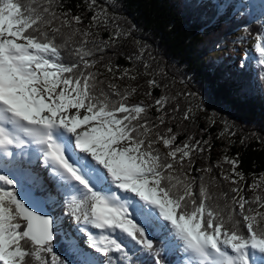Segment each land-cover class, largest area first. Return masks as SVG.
I'll list each match as a JSON object with an SVG mask.
<instances>
[{
	"label": "trees",
	"instance_id": "trees-1",
	"mask_svg": "<svg viewBox=\"0 0 264 264\" xmlns=\"http://www.w3.org/2000/svg\"><path fill=\"white\" fill-rule=\"evenodd\" d=\"M14 2L20 3L26 14L29 8L40 15L48 9L46 15L51 22L42 26L43 31L53 33L59 28L54 43L66 44L60 49L59 62L78 64L85 76L93 73L88 77L93 95L103 99V92L110 101L123 98L129 106L145 108L140 114L144 119L137 117L139 124L148 129L142 138L154 141L152 149L162 161H172V149L200 142L203 151L190 152L183 158V167L174 166L172 174L181 183L192 181L197 205L203 201L206 210L223 216L222 231H231L235 226L238 235H247L239 204L233 200H239L240 192L247 195L249 203L245 204L244 214L264 204V65L256 62V73L248 65H234L230 47L232 43L244 46L251 38L261 36L263 26L257 12L250 13L242 5L236 15L232 10L237 3L221 10L215 0ZM26 32H32V28ZM220 49L227 54L218 52ZM246 53L248 57L251 52ZM85 60L88 68L83 66ZM158 99L164 101L163 108L156 104ZM185 112L189 113L188 119H184ZM161 116L164 123H160ZM163 139H170L171 144L165 145ZM232 160L237 161L235 171L229 162ZM28 176L14 180L15 187L17 194L31 188L34 196L43 198L45 209L54 218L53 264H87L80 247L70 242L58 225V219L66 215L64 198H56L38 180L30 182ZM243 181L250 182L249 187L244 188ZM248 188L252 192H247ZM256 219L264 223L260 216ZM135 220L154 241L162 264H177L176 253L166 237L168 232L140 216ZM114 236L131 250L134 264H154L155 253L139 252L135 241L119 231ZM26 247L31 249L30 242ZM33 253L26 258L30 264H49L52 260V254L40 253L43 260H37L34 249ZM111 258L112 264H129L123 253L112 252ZM99 260L105 264L106 258L99 255Z\"/></svg>",
	"mask_w": 264,
	"mask_h": 264
},
{
	"label": "snow or ice",
	"instance_id": "snow-or-ice-1",
	"mask_svg": "<svg viewBox=\"0 0 264 264\" xmlns=\"http://www.w3.org/2000/svg\"><path fill=\"white\" fill-rule=\"evenodd\" d=\"M43 13L29 8L26 14L20 3L0 0V169L34 174L33 161L47 169L63 195L65 214L80 230L86 232L91 226L109 234L94 238L89 245L106 258L105 264H112V252L123 253L124 259L134 264L131 250L114 236L117 231L135 241L139 252L155 253L154 264H162L154 241L133 218L128 196L141 202L136 215L145 222L155 221L161 231L165 226L162 222H166L174 241L192 255L196 264H250V250L264 253V223L244 214L248 201L243 197L233 200L247 222V235H238L235 226L231 231H222L223 216L206 210L203 201L197 205L192 181L181 183L172 174L174 166L183 167V158L190 152L203 151L200 142L174 148L169 152L172 161H162L158 152L154 154V141L142 138L148 129L139 124L137 117L144 119L140 114L145 108L129 106L123 98L110 101L103 92V99L93 95L88 79L93 73L85 76L78 64L59 62L60 49L66 44L54 43L59 28L53 33L43 31L42 26L51 22L47 8ZM30 27L32 32H26ZM245 63L241 61V68ZM260 63L264 65V60ZM83 66L89 67L86 60ZM156 104L163 108L164 101L158 99ZM188 115L185 112L184 119ZM159 120L164 123L163 116ZM163 143L170 145L171 140L163 139ZM229 162L235 171L237 161ZM104 180H109L115 191L96 190L95 184ZM73 182H78L79 191L73 190ZM257 215L264 220V213ZM53 228L52 218L27 207L17 195L15 181L0 171V262L30 264L26 258L34 254V249L37 260H43L40 253L52 254L49 264H53ZM29 242L31 249L26 247Z\"/></svg>",
	"mask_w": 264,
	"mask_h": 264
},
{
	"label": "rangeland",
	"instance_id": "rangeland-1",
	"mask_svg": "<svg viewBox=\"0 0 264 264\" xmlns=\"http://www.w3.org/2000/svg\"><path fill=\"white\" fill-rule=\"evenodd\" d=\"M216 1V4H218V6L222 9H224L225 7H231L234 3H239L238 6H246V8L248 9V11L250 13L256 11L257 12V20L261 22L262 26H263V33L261 34L260 37H255V38H251L248 43L244 46L242 45H239V44H236V43H232L231 44V47H230V50L232 51V59H231V63H233L234 65H238V64H241V61H245V65H248L250 68H252V71L254 73H256L255 71V63L256 62H260L261 60H264V56H261V48H264V8L262 6H259L257 4L254 3L255 0H215ZM232 12L234 14L237 15V7L234 8V10H232ZM261 43V48L258 52L255 51V46L254 43L256 42H259ZM18 42H21L23 43L24 41L22 40H18ZM224 54H227L226 53V50L225 49H220L218 52H221ZM247 51H250V55L247 57ZM70 111H74V110H70ZM81 112H83L84 110L81 109L80 110ZM125 143V142H123ZM37 165V166H36ZM35 165V168H32L33 170L32 173H34L33 175H43L41 178H43L41 180L40 178V181H42L43 183L46 184L47 188H48V191L54 195L56 198L60 199V196H61V193L59 190H57L52 182V180L49 178V175L48 173H46L45 175L42 174L43 172V169H41L39 167V163L37 162ZM2 171H7L6 169H3ZM11 172H6L10 178L12 177H17L20 175V173H22L21 171L15 169V170H10ZM39 172L41 174H39ZM17 173V174H16ZM250 185V182H247V181H243V186L244 188H247L249 187ZM73 190L76 191V190H80L79 188H75L73 187ZM247 192H252V189H247ZM18 197L21 199V200H24V199H33L34 198V193L32 191L31 188H27L25 190H23L22 192H19L18 194ZM133 196V200L132 202H129V209L131 212H133V210L136 212L138 210V208L140 207V201L135 197ZM239 199L241 197H243L246 201L248 200L247 199V195L244 193V192H240L239 195L237 196ZM54 200L52 199V202ZM58 204V203H57ZM137 206V207H136ZM136 207V208H135ZM135 208V209H134ZM262 210H264V204H258L256 206V209H254L252 212H250L249 214H245V215H250V216H257V213L260 211L262 212ZM133 214V213H132ZM134 218V216H133ZM59 226L63 229V231H65L66 235L68 238L72 239L74 243H76V245L78 247H80L79 251L80 253L83 252L87 258V261L88 263L87 264H100V260H99V256H97L95 254V250L89 248L88 246H84V249L82 246V240L84 238H79L77 237L78 234H80V229H78L77 225L72 221V219L68 216V215H65L63 216L62 218H59ZM242 220H243V216H242ZM154 225H155V221L152 222ZM243 224L246 226L247 222H245L243 220ZM164 230H167V227H166V224L164 223ZM158 229H160L159 227H157ZM77 229V230H76ZM163 230V231H164ZM74 234V235H73ZM107 235V234H106ZM149 237V236H148ZM150 238V237H149ZM131 240V239H130ZM167 240L169 241V245L171 247L172 250L175 251L176 253V256H177V263L178 264H184L183 261H182V258H181V255L179 254L180 253V250L178 248V244L174 241V238H173V235L172 233L169 235V237H167ZM106 243V242H104ZM82 247V248H81ZM101 254V253H99ZM102 258H105L103 255H101ZM84 258V256H83ZM86 258H84L86 260ZM179 259V260H178ZM259 260H262L263 261V264H264V253H261L259 252L258 250H256L255 252V255H253L252 257V260H251V264H254L256 261H259ZM186 264H191V263H186Z\"/></svg>",
	"mask_w": 264,
	"mask_h": 264
},
{
	"label": "bare ground",
	"instance_id": "bare-ground-1",
	"mask_svg": "<svg viewBox=\"0 0 264 264\" xmlns=\"http://www.w3.org/2000/svg\"><path fill=\"white\" fill-rule=\"evenodd\" d=\"M254 3L257 4V5H259V6H262V7L264 8V0H255ZM254 45H256V46H255V51L258 52V51L260 50V48H261V43H260V41L254 43ZM21 135L23 136V133H21ZM20 158L23 159L24 157H20ZM38 163H39V162H38ZM35 165H36V162L33 161L32 168H35ZM36 166H37V165H36ZM2 170H3V169H0V171H2ZM7 170H15V168H8ZM46 170H47V169H46ZM46 170L43 169V171H41V172H43L42 174L45 175V174H46V173H45ZM99 171H100V173H101L102 175L104 174V170L102 169V166L99 168ZM39 174H41V173L39 172ZM52 182H53V184H54V186H55V188H56L57 185H56L55 181L52 180ZM93 183H95L94 179H93ZM73 187H75V188H79V186H78V182H73ZM95 187H96V190L101 191V192L115 191V189L113 188V186H112V184H111V182H110L109 180H104L103 183L95 184ZM126 198L129 200V202H132L133 200H135V199H133V196H128V197H126ZM134 198H135V197H134ZM162 223H165V224H166V222H162ZM77 227H78V229H80V227H79L78 225H77ZM76 230H77V229H76ZM105 233H107V232H105L104 230L96 229V228H94V227L89 226V228H88V230H87L86 232H82V231L80 230V234H78L77 237H78V239H79V238H84V239L82 240V245H83L82 247L84 248V246H88V247H89L91 241H92L94 238L96 239L98 236H100V235H104ZM73 235H74V234H73ZM176 243H177V242H176ZM177 244H178V243H177ZM82 247H81V248H82ZM178 248H179V250H180V254L182 255V261H183L184 264H185V263L196 264V261L192 258V255H191L190 253H187V252L183 251V250L179 247V245H178ZM84 249H86V248H84ZM80 251H81V250H80ZM255 252H256V250H250V264H251V260H252L253 255H255Z\"/></svg>",
	"mask_w": 264,
	"mask_h": 264
},
{
	"label": "water",
	"instance_id": "water-1",
	"mask_svg": "<svg viewBox=\"0 0 264 264\" xmlns=\"http://www.w3.org/2000/svg\"><path fill=\"white\" fill-rule=\"evenodd\" d=\"M22 201L35 213L41 216L51 217L54 222L52 214L45 209V202L41 196H34L33 199H24Z\"/></svg>",
	"mask_w": 264,
	"mask_h": 264
}]
</instances>
